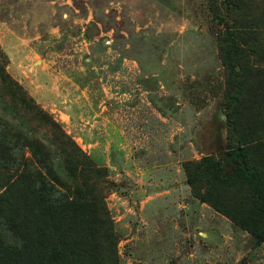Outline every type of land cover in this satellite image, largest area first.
Listing matches in <instances>:
<instances>
[{
    "label": "rangeland",
    "instance_id": "rangeland-1",
    "mask_svg": "<svg viewBox=\"0 0 264 264\" xmlns=\"http://www.w3.org/2000/svg\"><path fill=\"white\" fill-rule=\"evenodd\" d=\"M216 1L0 0V167L40 159L70 200L102 210L105 264H264L252 194L202 199L204 159L237 139ZM260 113L264 127V98ZM256 156L264 183V146Z\"/></svg>",
    "mask_w": 264,
    "mask_h": 264
},
{
    "label": "trees",
    "instance_id": "trees-1",
    "mask_svg": "<svg viewBox=\"0 0 264 264\" xmlns=\"http://www.w3.org/2000/svg\"><path fill=\"white\" fill-rule=\"evenodd\" d=\"M220 1L213 5L225 7L228 15L221 19L216 7L225 28L219 45L228 71L226 108L234 112L237 139L219 157L204 159L209 187L202 199L219 207L221 195L242 185L255 200L251 204L253 213L257 214L259 206L264 214L262 175L250 162L264 146V127L260 124L263 115L258 114L264 98V52L254 48L264 32L251 18V0ZM232 15L237 19L230 20ZM34 110L41 112L37 107ZM5 166L0 167L5 186L0 195V264H105L101 254L104 249L98 248L106 241L114 247L116 237L112 225L99 218H105L102 210L94 216L90 212L93 205L80 203L81 191L79 198L70 200L68 190L40 159L37 168L28 164ZM241 201L247 204L244 197ZM2 228L8 236L2 234ZM254 235L258 242L264 241L262 233ZM98 237L101 239L97 242Z\"/></svg>",
    "mask_w": 264,
    "mask_h": 264
}]
</instances>
